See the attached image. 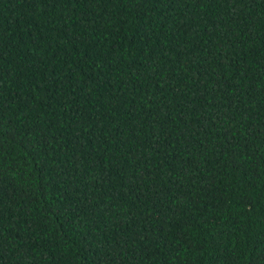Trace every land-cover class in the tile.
<instances>
[{"label":"trees","instance_id":"16d2710c","mask_svg":"<svg viewBox=\"0 0 264 264\" xmlns=\"http://www.w3.org/2000/svg\"><path fill=\"white\" fill-rule=\"evenodd\" d=\"M0 264H264V0H0Z\"/></svg>","mask_w":264,"mask_h":264}]
</instances>
